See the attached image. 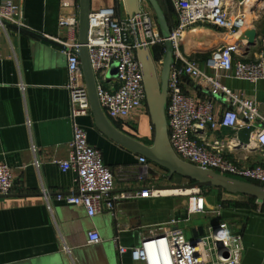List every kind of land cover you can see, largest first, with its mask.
Wrapping results in <instances>:
<instances>
[{"label":"crops","instance_id":"obj_1","mask_svg":"<svg viewBox=\"0 0 264 264\" xmlns=\"http://www.w3.org/2000/svg\"><path fill=\"white\" fill-rule=\"evenodd\" d=\"M20 3L24 30L11 24L0 28V164L10 167L14 183L11 193L0 197V264H147L136 260L133 251L163 227L176 225L188 239H195L201 236L199 227L205 234L220 222L233 225L240 237L239 264H264V207L259 208L256 201L244 196L228 200L222 190L206 189V213L189 216L184 194L118 199L122 192L136 193L152 186L164 190L186 180L177 175L169 178L166 170L153 163L143 169L137 154L97 130L91 112L78 123L113 173L115 185L107 199L114 201V208L103 206L98 214L88 217L84 208L56 199L74 193L76 177L73 170H62L57 164L68 158L72 139L66 58L56 42V38L67 36V30L58 26L59 0ZM244 3L240 9L248 16L247 32H255V43L241 59L253 62L261 48L260 37H264V0ZM77 6L78 0L71 8L74 14ZM109 7L116 8L115 0H91V12ZM190 44L186 48L200 68L212 73L204 63L208 48L199 47L202 43ZM115 76L112 64L108 80L114 82ZM221 82L239 98L252 101L264 115V79L252 83L221 77ZM182 86L195 99H210L216 119L228 108L222 98L212 97L187 76ZM140 116L148 122L139 129L135 119ZM110 122L131 137L152 143L147 112ZM251 134L245 127H217L203 131L202 137L208 142L227 141L230 147L224 154L229 160L254 166L264 158ZM92 230L99 233V243L88 242Z\"/></svg>","mask_w":264,"mask_h":264},{"label":"built area","instance_id":"obj_2","mask_svg":"<svg viewBox=\"0 0 264 264\" xmlns=\"http://www.w3.org/2000/svg\"><path fill=\"white\" fill-rule=\"evenodd\" d=\"M174 12V26L170 28L169 40L173 46L174 60L170 67L166 119L168 139L175 154L183 161L219 174L264 185V160L254 166L238 165L229 160L224 150L227 141L214 139L208 142L202 137L203 131L217 127L252 130L251 137L264 158V115L250 100L239 98L221 82V77L243 79L255 83L264 79V37H260V51L253 62H245L241 57L249 51V37L246 35L248 16L241 7L244 0H168ZM76 0H59L60 14L58 26L67 30L65 38H56L66 58L67 84L70 97V120L72 139L69 155L59 160L62 170L75 172L74 193L57 200L85 209L88 217L98 214L102 207L113 209L114 201L107 199L114 189V176L105 164L102 152L91 145L86 130L78 119L90 113L87 90L80 66L77 37L78 13L71 8ZM123 6V0H119ZM78 7V6H77ZM78 9V8H77ZM124 9V6H123ZM5 24L24 27L23 10L20 0H0V28ZM213 27L222 36L207 49L205 67L188 52L184 35L195 26ZM165 39L161 36L154 12L147 0H140V11L131 18L119 14L115 7L91 12L87 49L93 70L98 102L110 120H126L134 113L147 112L146 95L136 48L146 46L154 59L157 70L161 68L164 53L154 57V47L161 46L164 52ZM115 64V81L108 80V73ZM184 76L212 97H220L228 108L219 118L214 117V104L210 99H195L182 86ZM247 148L246 145H240ZM142 168L152 162L138 155ZM188 182V181H187ZM11 169L0 164V197L7 196L13 188ZM159 187H145L140 192H122L118 199L132 197L148 198L161 196ZM188 215L206 213V189H188ZM228 200L242 198L240 195L222 191ZM260 208L262 205L256 203ZM96 230L88 232L89 243H99ZM194 241V243H193ZM157 250L151 254L148 251ZM124 248H120L123 252ZM136 260L147 264H239L241 260L240 237L233 225L217 223L208 233L195 239H188L181 227L166 226L159 233L145 239L141 247L133 251Z\"/></svg>","mask_w":264,"mask_h":264},{"label":"water","instance_id":"obj_3","mask_svg":"<svg viewBox=\"0 0 264 264\" xmlns=\"http://www.w3.org/2000/svg\"><path fill=\"white\" fill-rule=\"evenodd\" d=\"M147 1L154 12L160 34L165 39L164 55L159 70H157L151 52L146 46L137 47L135 50L142 73L146 95V108L153 131L152 143L149 145L117 129L100 107L96 93L95 78L87 49L91 0H78L77 37L80 44V66L95 127L116 144L134 154L146 157L153 164L166 170L169 178L177 175L188 181L185 184L167 186L168 189L188 190L215 188L229 194L253 198L256 203L263 205L264 185L240 180L219 174L210 169L189 164L181 160L171 148L168 139L166 119L168 78L170 67L174 60L173 46L169 40L170 26L158 0ZM123 6L127 16L131 18L133 15L139 13L140 0H123ZM18 28L24 30L23 27ZM246 35L249 37V44L253 45L255 43V32L249 30L246 32ZM203 233V228L199 227L198 234L202 235ZM194 234L197 233L194 232Z\"/></svg>","mask_w":264,"mask_h":264},{"label":"bare ground","instance_id":"obj_4","mask_svg":"<svg viewBox=\"0 0 264 264\" xmlns=\"http://www.w3.org/2000/svg\"><path fill=\"white\" fill-rule=\"evenodd\" d=\"M208 29L209 28L202 27V26L193 27L189 32H187L184 35V39H185L186 44L191 45L190 42L192 44H196L197 42L199 44H201V42H202V44H203L212 35L210 32H213L214 34H216L214 31L207 32ZM189 39H190V42H189ZM189 45H187V46H189ZM160 193L163 195H167V194H184V195H186L188 192H186L185 189L180 190V189L170 188V189H164V190L160 191ZM148 252L151 254H154L157 252V250L155 252V250L150 249Z\"/></svg>","mask_w":264,"mask_h":264},{"label":"rangeland","instance_id":"obj_5","mask_svg":"<svg viewBox=\"0 0 264 264\" xmlns=\"http://www.w3.org/2000/svg\"><path fill=\"white\" fill-rule=\"evenodd\" d=\"M115 6H116V8H117V10H118V12L121 14H123L124 13V9H123V6H121L120 4H119V0H115ZM199 26V25H198ZM201 26V25H200ZM207 27V26H206ZM209 29H208V31H214L216 34L213 36V35H211L210 36V38L209 39H207V41H205L203 44H201V45H199V47L201 46L202 48H209V46H211V44H214L215 42H217L219 39H221L222 38V36H220L219 37V35L217 34V32H220L218 29H215V28H213V27H208ZM215 37V38H214ZM210 41V42H209ZM198 43V42H197ZM202 43V42H201ZM187 45H189V44H187ZM196 45V44H195ZM148 113V112H147ZM136 121V124H137V127L140 129V127H142L143 128V123L145 124V126H146V124H147V122H148V120H146L144 117H142V116H140L139 118H137V119H135ZM143 125V126H142ZM183 180H185V179H183ZM185 182V181H184ZM186 182H187V180H186Z\"/></svg>","mask_w":264,"mask_h":264},{"label":"trees","instance_id":"obj_6","mask_svg":"<svg viewBox=\"0 0 264 264\" xmlns=\"http://www.w3.org/2000/svg\"><path fill=\"white\" fill-rule=\"evenodd\" d=\"M158 2L160 3V5H161V7H162V9L166 15V18L168 20V24H169L170 28L173 27L174 26V12H173L171 5L169 4L168 0H158ZM162 49L163 48L161 46L154 47L153 52H154L155 58L160 57L161 54L164 53ZM246 198L250 201H255V199H253V198H250V197H246ZM262 207H264V204L262 205Z\"/></svg>","mask_w":264,"mask_h":264}]
</instances>
